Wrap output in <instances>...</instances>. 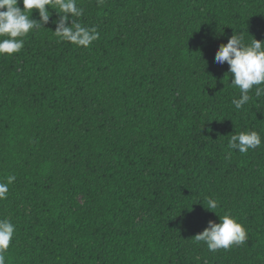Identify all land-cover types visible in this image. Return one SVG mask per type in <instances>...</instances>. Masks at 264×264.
<instances>
[{"label":"trees","instance_id":"1","mask_svg":"<svg viewBox=\"0 0 264 264\" xmlns=\"http://www.w3.org/2000/svg\"><path fill=\"white\" fill-rule=\"evenodd\" d=\"M77 5L99 33L89 47L59 41L47 9L0 55V182L16 177L0 200L15 226L6 264H264V95L236 110L214 62L233 34L264 41V0ZM245 130L261 146L229 157ZM226 212L247 240L209 251L195 236Z\"/></svg>","mask_w":264,"mask_h":264},{"label":"clouds","instance_id":"2","mask_svg":"<svg viewBox=\"0 0 264 264\" xmlns=\"http://www.w3.org/2000/svg\"><path fill=\"white\" fill-rule=\"evenodd\" d=\"M98 3H103V0H98ZM47 9L54 10L60 16V22L55 31H52L59 41L87 48L99 38L96 27H87L74 19L83 15V9L78 7L77 0H0V55L19 53L24 46V38L33 30L42 28V23L49 22L51 14ZM34 10L39 20L30 18ZM214 62L228 65L230 85L239 91V98L232 99L236 110L242 109L253 99L249 93L254 88L256 97L264 95V41L252 39L251 43H246L242 33L233 34L226 44L219 46ZM261 144L262 138L257 131L245 130L231 134L227 145L228 156H231L233 149L243 154L250 149L259 148ZM15 179V176H8L6 183L0 182V200L7 198L9 184ZM205 203L210 212L214 213L219 208V201L215 198L206 197ZM218 219L219 222L209 221L202 233L195 236V241L204 242L212 252L227 250L233 245L246 242L247 231L236 217L226 212ZM14 230L15 226L9 219H0V264H6V252Z\"/></svg>","mask_w":264,"mask_h":264}]
</instances>
